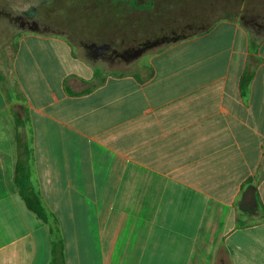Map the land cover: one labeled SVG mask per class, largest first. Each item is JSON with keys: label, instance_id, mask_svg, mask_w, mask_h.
<instances>
[{"label": "crops", "instance_id": "crops-1", "mask_svg": "<svg viewBox=\"0 0 264 264\" xmlns=\"http://www.w3.org/2000/svg\"><path fill=\"white\" fill-rule=\"evenodd\" d=\"M202 1L201 32L135 74L19 37L0 75V264H264V35L228 14L250 0ZM24 163L47 222L20 196Z\"/></svg>", "mask_w": 264, "mask_h": 264}, {"label": "rangeland", "instance_id": "rangeland-1", "mask_svg": "<svg viewBox=\"0 0 264 264\" xmlns=\"http://www.w3.org/2000/svg\"><path fill=\"white\" fill-rule=\"evenodd\" d=\"M172 1L161 2V4L168 2V6L164 9L169 16L173 12V8H170L171 4L169 6V2ZM13 2L14 9L9 10L10 2L7 4L6 0H0V75L7 73L8 78L11 76L12 59L15 56L19 37L28 32L64 36L73 45L75 54L99 68L101 77L141 72L143 64L152 54L165 49L182 33L179 28L175 29L174 19L169 16L158 19L152 11L140 12L133 9L131 6L141 8L137 6L135 0L123 2L14 0ZM239 2L240 6H243V0ZM248 3L252 9L248 11L246 8L243 15L233 13L239 10H229L228 14L249 27L262 28V31L255 34L264 35V15L250 14L262 13L263 9L255 8L257 2L254 0ZM200 11L207 13L206 9L200 8ZM205 22L201 24L204 25ZM115 36L120 40L118 41ZM10 83V80H7L5 84L9 92L12 89ZM13 96L11 95L12 99Z\"/></svg>", "mask_w": 264, "mask_h": 264}, {"label": "trees", "instance_id": "trees-1", "mask_svg": "<svg viewBox=\"0 0 264 264\" xmlns=\"http://www.w3.org/2000/svg\"><path fill=\"white\" fill-rule=\"evenodd\" d=\"M113 1L123 2V1H128V0H113ZM154 1L156 0H148L150 5L153 4ZM139 2L138 0H135V3L137 4V6ZM170 4L172 7L170 6ZM204 4H207V3L203 2L202 0H173L172 2H169L170 8H173V12L169 16V18L174 19V24L176 25L175 29L179 28L180 32H182L181 35H179V37L174 42L170 43L169 45L180 42L184 39L192 37L201 32L200 31L201 30L200 28H202L201 25L198 27L197 26L193 27L192 26L193 23L194 22L198 23L200 21L202 22L203 18H204V21L205 19H209V18L211 19L213 16L212 15L205 16V14L202 12L198 15H192V14L189 15L188 13H189V10H194L195 6L199 7V5L203 6ZM131 7L133 9L141 11V9L136 8V6L134 7L131 6ZM160 10L161 11L158 13L156 12L153 13L155 18L157 17L158 19H160L162 16H166V13L164 12V10H162L161 8ZM215 17L219 18L220 16H215ZM116 38L118 41L120 40L118 39V36ZM15 53H16V47H15ZM95 70L97 71V74H99L97 75V78L101 77L99 68L95 67ZM69 92L73 93L72 91H69ZM11 95L12 96L14 95L13 96L14 99L19 97V95L17 94V91L16 90L14 91V89H13V93L11 91L10 93L7 94V97L11 99ZM17 171H18L17 183H18L19 193L25 203V206L27 207L29 211L35 214L40 220L47 222L48 213L45 210V207L43 206V203L40 197L32 189V183H31L30 172H29L28 167L25 166V163L20 164Z\"/></svg>", "mask_w": 264, "mask_h": 264}, {"label": "water", "instance_id": "water-1", "mask_svg": "<svg viewBox=\"0 0 264 264\" xmlns=\"http://www.w3.org/2000/svg\"><path fill=\"white\" fill-rule=\"evenodd\" d=\"M250 196V195H249Z\"/></svg>", "mask_w": 264, "mask_h": 264}]
</instances>
